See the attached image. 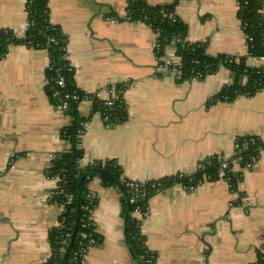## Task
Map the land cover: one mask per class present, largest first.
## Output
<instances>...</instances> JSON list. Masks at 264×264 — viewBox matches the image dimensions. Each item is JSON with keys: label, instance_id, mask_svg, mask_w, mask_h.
<instances>
[{"label": "crops", "instance_id": "crops-1", "mask_svg": "<svg viewBox=\"0 0 264 264\" xmlns=\"http://www.w3.org/2000/svg\"><path fill=\"white\" fill-rule=\"evenodd\" d=\"M175 0H147L151 5ZM27 0H0V27L24 37ZM51 21L67 37V59L78 88L108 100L125 84L128 119L114 127L93 101L78 104L91 116L81 135L82 168L114 160L122 177L146 183L177 173H193L212 155L236 154V139H264V89L213 101L234 83L220 65L204 79H180L174 69H158V33L147 23L119 20L127 0H48ZM238 0H179L175 13L188 26V41L204 43L210 56L247 55L248 42L238 17ZM264 18V5L262 8ZM175 55L174 48L167 55ZM248 66L260 59L247 57ZM45 48L13 45L0 59V264H46L50 235L61 207L50 199L57 177L46 169L57 152L69 148L60 137L71 115L46 94ZM92 114V115H91ZM242 179L203 181L194 188L177 184L150 198L141 232L154 264H257L264 247V154L250 169L234 161ZM97 200L93 220L99 241L84 264H141L126 240L124 194L97 176L87 183ZM136 215V214H135ZM137 216V215H136Z\"/></svg>", "mask_w": 264, "mask_h": 264}, {"label": "trees", "instance_id": "trees-1", "mask_svg": "<svg viewBox=\"0 0 264 264\" xmlns=\"http://www.w3.org/2000/svg\"><path fill=\"white\" fill-rule=\"evenodd\" d=\"M179 0L168 4L151 5L147 0H127L126 16L120 18L116 12L110 15L119 20L132 22L142 21L152 27L158 34L160 47L156 48V55L163 57L167 55L168 48L175 49V55L181 58L180 79H193L201 74L198 79L215 72L220 65L228 66L234 75V83L220 90L213 101H232L238 95L250 96L255 92L264 89L263 67L248 66L247 57L260 58L264 56V18L262 8L264 0H238V17L245 25L244 33L247 37L248 52L241 57L218 54L210 56L206 52L204 43H190L188 41V26L175 13V7ZM26 9L28 13V26L24 37H18L12 29L0 27V59H2L13 45H26L34 48H45L50 55V65L46 68L47 83L46 94L50 102L56 106L67 101L69 108L66 109L73 121L70 125L60 131V137L69 143V148L53 155L46 173L48 177L59 178V189L53 200L65 203L66 211L63 213L67 229L59 226L54 228L50 235L52 254L46 264H62L63 258L70 248L65 264H71L74 253L79 248H88L92 245L90 239L99 241V234L96 231L94 221L88 225V212L86 206L89 203L97 204V200L89 194L87 183L95 176L99 177L104 185L119 187L124 194L125 216H126V240L129 248L135 255L141 258V264H152L155 262V255L146 245V239L141 232L142 221L135 217L134 212L137 206L143 211L147 209L149 200L157 191L152 188V182L162 183L161 190H167L174 185L182 184L188 188H194L199 183L215 181L220 177V167L223 162H228L224 177L229 179L231 189L238 190L242 179L241 173L235 171L234 161L237 159L242 167L247 164H254L261 154H264V139L255 135L240 136L236 139L239 145L236 148L234 157L226 158L224 155H212L200 161L201 167L193 173H177L141 184L145 189L144 195L132 203L130 198L134 193L133 188L126 186L122 177V168L114 160L96 161L93 165L82 168L80 160L84 154L81 135L86 122L91 116L82 117L78 111V103L67 98L68 94H78L81 98H91L93 101L92 114L101 112L105 123L114 127L128 119L127 105L124 100L125 84L116 86L119 98L114 105L108 106L105 100L92 97L90 94L81 91L74 78V68L67 59V37L62 28L51 21V11L48 0H27ZM252 38V41L249 40ZM172 69L168 70L171 71ZM244 75L248 81L243 83ZM62 76L65 79L63 87L56 83V79ZM57 93V95H56ZM91 114V115H92ZM250 169V168H248ZM73 195L72 202H68V195ZM62 219V218H61ZM65 230V231H64ZM70 233L66 250L63 252L62 240L64 233ZM86 234V237L82 236ZM82 242L80 243V241ZM153 256L152 262H147ZM257 264H264V253L259 252Z\"/></svg>", "mask_w": 264, "mask_h": 264}, {"label": "built area", "instance_id": "built-area-1", "mask_svg": "<svg viewBox=\"0 0 264 264\" xmlns=\"http://www.w3.org/2000/svg\"><path fill=\"white\" fill-rule=\"evenodd\" d=\"M238 8H239V6H238ZM241 26H242V29L244 31L245 25H243L241 23ZM249 40L252 41V38H250ZM155 47L156 48H159L160 47V45H159L158 42H156ZM259 59L261 61V65L258 66V67H263V69H264V56L263 57H260ZM49 65H50V63H49ZM157 65H158V69L161 70V71H168L170 69H174L176 73L181 74V69H180L181 68V58L178 57V56H176V55H170V56L168 55V56L158 57V64ZM197 75L198 76H195L193 78L198 79V77L201 76V74H199V73ZM247 81H248V76L247 75H244V77H243V83H246ZM56 83L59 86L63 87L65 85V79H64V77L59 76L56 79ZM56 95H57V93H56ZM66 97L73 99L78 104H80L81 102L86 101V100H92L91 98H81L78 94H71V95L68 94ZM118 98H119L118 92L117 91H114L113 96L111 98H109L108 100H105V104L108 105V106H112V105H114L115 100H117ZM60 107L63 110H66V109L69 108V103L67 101H64L60 105ZM81 132H83V130ZM238 146L239 145L236 143L235 144V147L237 148ZM102 162H103V165L104 166L107 165V163L105 161H102ZM228 165L229 164L226 161L222 163V165L220 167V177H222V178H224V179H226V180L229 181V179H227V178L224 177L225 169L228 167ZM199 167H201V164L200 163L198 164V167L197 168H199ZM251 167H252V164H247L245 168H251ZM184 173H186V172H181V174H184ZM58 182H59V178H58ZM123 182L126 184V186L131 187L134 190V193H132V196L130 198V201L132 203L138 201L144 195L145 189H141V186L140 185L141 184L143 185L145 183H140V182H136V181H132V180L127 181L126 179H123ZM151 184H152V188L153 189L162 192V190H161L162 183H160V182H158V183L157 182H152ZM180 185H182V184H180ZM182 186L184 188H188L185 185H182ZM59 187L60 186L58 184V187L50 195V199H53V196L55 194L62 193L61 191L60 192H57V190L59 189ZM163 191H165V190H163ZM72 200H73V195H71V194L68 195L67 201L68 202H72ZM60 207H61V214H60V219H59L58 226L60 228H62V229H67V226L65 224V217L63 216V213L66 211L65 203H60ZM95 207L96 206H94L93 203H89L86 206V210L88 212L87 217H88V221H89L88 222V225H91L92 222L94 221L93 220V211H94V208ZM148 210H149L148 206H147V209L145 211H143L141 209V207L137 206L136 209H135L134 215L136 214L137 216L135 215V217L138 218L140 221H142V219H144V218H146L148 216V213H149ZM70 236H71L70 233H66V232L64 233V237H63V240H62V244L63 245H62V248H61V250L63 252L66 250V246L69 243L68 242V239L70 238ZM82 236L83 237H86V234L85 233H82ZM81 242H82V240L80 241V243ZM89 242L92 245L95 244V240L94 239H90ZM87 251L88 250L85 247L84 248H79L74 253V255H73V257H72V259L70 261L71 264H84L85 263V256L87 254ZM261 252L264 253V247L262 248ZM152 259H153V256L149 257V259L147 260V262H152ZM154 263H152V264H154Z\"/></svg>", "mask_w": 264, "mask_h": 264}, {"label": "water", "instance_id": "water-1", "mask_svg": "<svg viewBox=\"0 0 264 264\" xmlns=\"http://www.w3.org/2000/svg\"><path fill=\"white\" fill-rule=\"evenodd\" d=\"M175 1H177V0H175ZM59 108L62 109L61 107H59ZM69 250H70V248L67 250V252H66V254H65L64 258H63L62 264H65L67 256H68V253H69Z\"/></svg>", "mask_w": 264, "mask_h": 264}]
</instances>
